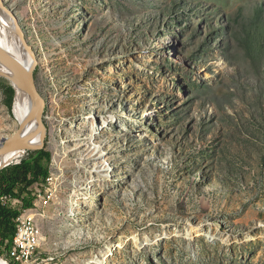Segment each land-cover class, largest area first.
Returning <instances> with one entry per match:
<instances>
[{"label": "rangeland", "instance_id": "rangeland-1", "mask_svg": "<svg viewBox=\"0 0 264 264\" xmlns=\"http://www.w3.org/2000/svg\"><path fill=\"white\" fill-rule=\"evenodd\" d=\"M6 2L51 158L34 264H264V0Z\"/></svg>", "mask_w": 264, "mask_h": 264}, {"label": "bare ground", "instance_id": "bare-ground-1", "mask_svg": "<svg viewBox=\"0 0 264 264\" xmlns=\"http://www.w3.org/2000/svg\"><path fill=\"white\" fill-rule=\"evenodd\" d=\"M0 51L12 56L13 58L23 62L26 65H29L30 63L33 62L31 55L25 50V47L21 44L17 36L15 20L10 14H8L6 11H4L1 8H0ZM0 74H6L10 78L12 84L14 85L13 86L14 99H13L12 111L14 117L18 121V127H19L20 122L28 114L31 106V98L29 92L21 77L2 62H0ZM94 129L96 133H99L101 131L99 126L98 127L95 126ZM41 138H42V128L36 122L35 117H31L24 126V128L22 129L16 146L12 147L9 151L4 153L0 157V169L5 165L20 160L25 155L28 149L39 147L41 145ZM85 141L88 142V140L84 136L81 140H79V142H85ZM100 161H106V157H103V154L101 152L97 163ZM100 176H104V175H100ZM29 212L30 211H26V218L35 219V217ZM21 233H27V241L30 244L38 243L37 226H30V232H28V226H21ZM13 244H14V239L8 251L9 257L11 259H13L15 262H18L20 264L21 263L34 264L36 262V260L38 259L36 258V256L38 255L39 248H37L36 251L33 252V254L27 257L25 261H23V254L16 253L14 248L12 247ZM0 264H8V262L0 257Z\"/></svg>", "mask_w": 264, "mask_h": 264}, {"label": "trees", "instance_id": "trees-1", "mask_svg": "<svg viewBox=\"0 0 264 264\" xmlns=\"http://www.w3.org/2000/svg\"><path fill=\"white\" fill-rule=\"evenodd\" d=\"M6 95L5 103L12 110L14 88L12 85L3 84ZM50 152L37 150L34 154L29 153L19 163L10 164L0 170V256L5 257L9 264H20L9 257L8 251L13 243L15 234V217L19 209L10 201L4 203L1 198L11 197L22 201L23 208L33 206V193L30 187L34 183H41L49 175L48 163ZM26 195H23L25 194Z\"/></svg>", "mask_w": 264, "mask_h": 264}, {"label": "water", "instance_id": "water-1", "mask_svg": "<svg viewBox=\"0 0 264 264\" xmlns=\"http://www.w3.org/2000/svg\"><path fill=\"white\" fill-rule=\"evenodd\" d=\"M0 8L6 11L8 14H10L15 20L17 36L21 44L25 47V50L31 55L33 59L32 63H30L29 65H26L23 62L13 58L12 56L0 51V62L8 66L17 75L21 77V79L23 80V82L25 83L27 87V90L31 98V106H30L29 112L25 116V118L20 122L18 129L14 131L12 135L7 136V137H2L0 139V157H1L4 153L9 151L12 147L16 146L22 129L24 128V126L26 125V123L31 117H35L36 122L41 126L42 138H41V145L39 147L30 148L28 150L43 149L44 147L43 136L45 137L46 127L42 119L44 100H43L41 93L39 92V89L36 83V78H35V70L38 64L35 53L33 51V48L29 46V44L27 43L25 39L23 30L19 24L17 15L15 14L14 10L9 6V4L6 2V0H0ZM1 75L5 76L6 78L10 80V78L6 74H1ZM12 86L14 85L12 84Z\"/></svg>", "mask_w": 264, "mask_h": 264}, {"label": "built area", "instance_id": "built-area-1", "mask_svg": "<svg viewBox=\"0 0 264 264\" xmlns=\"http://www.w3.org/2000/svg\"><path fill=\"white\" fill-rule=\"evenodd\" d=\"M50 175L51 174H49V176L45 178V181H43V183L45 184V188H47L46 191H51L53 188V186H49V179H52ZM35 184L41 185L38 183H35ZM46 185H48L49 187H46ZM34 196H35V199L33 202V207H30V208H23L22 202L17 198L13 199L11 197L8 198L6 196L1 198V200L4 203H6L7 201H10L14 207L19 209V214L14 219L15 234H14V244L12 247L14 248L16 253L23 254V261H25L27 257L33 254V252H35L37 248H40V246H43L45 244L43 236H39V227L37 226L35 219L26 218V211L30 209H37V203H41V204L47 203L51 197V194L50 192L49 194L43 193V191H41V189L38 186L34 191ZM21 226H28V232H30V226H37V235H38L37 244H30L27 241V233H21Z\"/></svg>", "mask_w": 264, "mask_h": 264}]
</instances>
